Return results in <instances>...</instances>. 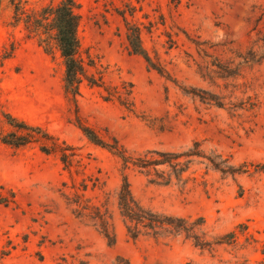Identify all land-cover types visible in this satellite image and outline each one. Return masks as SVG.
Masks as SVG:
<instances>
[{
    "label": "rangeland",
    "instance_id": "1",
    "mask_svg": "<svg viewBox=\"0 0 264 264\" xmlns=\"http://www.w3.org/2000/svg\"><path fill=\"white\" fill-rule=\"evenodd\" d=\"M60 1L0 0V128L12 114L76 149L67 169L40 150L45 142L0 143V264H264V0H80L88 73L132 92V111L87 81L70 101L60 53L14 19L16 3L30 13ZM128 24L163 74L133 53ZM79 123L134 161L166 153L172 162L125 170ZM163 171L167 185L157 184ZM124 174L146 208L204 218L205 246L185 234L131 239L118 201ZM77 196L108 210L114 245L77 217Z\"/></svg>",
    "mask_w": 264,
    "mask_h": 264
},
{
    "label": "trees",
    "instance_id": "2",
    "mask_svg": "<svg viewBox=\"0 0 264 264\" xmlns=\"http://www.w3.org/2000/svg\"><path fill=\"white\" fill-rule=\"evenodd\" d=\"M79 2L80 0H61L58 4H52L30 13L19 2L15 5L14 19L17 23L23 22L29 36L37 38L39 45L43 47L47 54H52L54 50L60 53L65 66V94L70 101L77 103L81 85L87 81L90 85L103 87L108 92V95L104 97L106 101L118 100L122 106L132 111L130 103L132 92L122 93L118 87L108 90L103 79H96L88 73V67L91 65L86 63L83 58L79 36L81 24ZM128 27V41L133 53L142 56L148 65L163 74V71L156 66L144 49L140 29L129 24ZM11 50L13 51V49ZM253 106L255 105L253 104ZM5 118L9 130L0 128V143L14 148H21L34 142H45L40 148L44 154L57 155L67 169L73 166V158L76 156V149L73 146L60 141L42 127L31 125L12 114H6ZM79 128L90 142L109 150L118 157L122 161L125 170L133 166L146 169L149 172L152 167L163 166L172 162L171 157L173 155L166 153L159 154L164 157L162 160H152L146 155L144 158L141 157L134 161L126 148L116 138H113V144H110L92 128L81 123H79ZM181 171L184 172L185 170ZM159 178L161 181L157 184L167 185L171 182L172 177L163 171ZM77 199L78 201L75 202L77 208L74 211L77 217L93 223L107 239L109 245H114L116 243V233L108 210L103 211L102 207L96 205H83L80 196H77ZM118 201L127 233L131 239L138 240L141 237H151L160 240L185 234L187 238L194 239L198 246H205V243H201L200 237L196 233L197 227L204 226V218L191 222L185 218L166 216L146 208L133 195L131 183L126 174L123 175V184L118 195ZM3 202L7 203L6 199L0 195V203ZM228 237L234 238L235 233H230Z\"/></svg>",
    "mask_w": 264,
    "mask_h": 264
}]
</instances>
